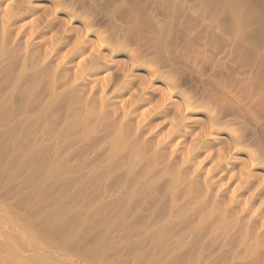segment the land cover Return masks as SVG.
<instances>
[{
	"label": "rangeland",
	"instance_id": "rangeland-1",
	"mask_svg": "<svg viewBox=\"0 0 264 264\" xmlns=\"http://www.w3.org/2000/svg\"><path fill=\"white\" fill-rule=\"evenodd\" d=\"M168 2L0 0V260L264 264V0Z\"/></svg>",
	"mask_w": 264,
	"mask_h": 264
},
{
	"label": "bare ground",
	"instance_id": "bare-ground-1",
	"mask_svg": "<svg viewBox=\"0 0 264 264\" xmlns=\"http://www.w3.org/2000/svg\"><path fill=\"white\" fill-rule=\"evenodd\" d=\"M134 1V0H133ZM169 0H167V2H168ZM202 1V0H201ZM204 1V0H203ZM209 1V0H208ZM212 1V0H211ZM136 2V1H135ZM162 2V1H161ZM160 2V3H161ZM229 2H230V0H229ZM232 2V1H231ZM169 3V2H168ZM174 3V2H173ZM202 3H205V2H202ZM213 3V2H212ZM222 3V2H221ZM131 4V3H130ZM136 4V3H135ZM171 4V3H170ZM200 4V3H199ZM231 5L230 3H228V1H227V5ZM233 4V3H232ZM175 5V4H174ZM173 5V6H174ZM201 5V4H200ZM213 5V4H212ZM215 5V4H214ZM133 6V5H132ZM139 6V5H138ZM169 6V5H168ZM203 6V5H202ZM178 7H180V6H178ZM203 7H205V5L203 6ZM212 7V6H211ZM210 7V8H211ZM173 9V8H172ZM180 9V8H179ZM213 9V8H212ZM167 10H169V9H167ZM175 10V9H174ZM169 11H171V10H169ZM176 11V10H175ZM178 11V10H177ZM233 11H234V9H233ZM179 12V11H178ZM217 12H218V10H217ZM226 12V11H225ZM214 13V12H213ZM235 13V12H234ZM238 13V12H237ZM232 14H233V12H232ZM173 15V14H172ZM235 15V14H234ZM234 17V16H233ZM237 20V19H236ZM239 20V19H238ZM256 43V42H255ZM264 47V46H263ZM255 49V48H254ZM3 210V209H2ZM4 211V210H3ZM1 212V213H4V212ZM6 211H8V210H6ZM3 215H5L6 216V214H3ZM23 217V216H22ZM6 218H9V217H6ZM15 219V218H14ZM23 220V219H22ZM2 221V220H1ZM8 222H10V221H8ZM1 223V222H0ZM11 223V222H10ZM55 223H57V222H55ZM9 224V223H8ZM2 225V224H1ZM22 224L20 223V225L19 226H21ZM23 226V225H22ZM16 227V226H15ZM26 226H24V227H22L23 228V231L25 232V235H27L26 237V246L28 247H26V246H24V248L27 250V249H29V252L34 256H40V255H38L39 253H46V244L44 245V244H42L43 242L42 241H40V240H38V241H40V243L42 244V245H44L45 246V249L43 248V247H41V245H39L40 243H37L36 241V238L34 237V233L32 234V231L31 230H29L27 227L25 228ZM5 228H3V230H4ZM3 231L1 230V234H3L2 233ZM24 232H23V234H24ZM36 232V231H35ZM6 233H7V230H6ZM9 233V232H8ZM13 233V232H12ZM37 233V232H36ZM6 235H8V234H6ZM42 235V234H41ZM1 236V235H0ZM11 235H9V237H10ZM24 236V235H23ZM43 236V235H42ZM14 237V236H13ZM2 238H4V237H2ZM12 239V238H11ZM10 239V240H11ZM44 239V238H43ZM10 240H8L7 239V237H6V240H5V243L3 244L4 245V247H7V246H9V248L10 247H13L14 246V244H15V241H14V239H12L11 241ZM46 240H48V239H46ZM7 241V242H6ZM18 241V240H17ZM16 241V242H17ZM45 241V240H44ZM49 241V240H48ZM14 242V243H13ZM20 243V242H19ZM18 242H17V244H19ZM22 243V242H21ZM47 243H50V242H47ZM3 245H1V247L3 246ZM16 245V244H15ZM21 245V244H20ZM50 245V244H49ZM0 247V248H1ZM23 247V246H22ZM47 247H48V245H47ZM50 247V246H49ZM51 248V247H50ZM53 248V247H52ZM2 249V248H1ZM0 249V250H1ZM4 249V248H3ZM49 249V248H48ZM53 249H55V248H53ZM9 250V249H8ZM7 250V251H8ZM12 250V249H11ZM14 250H16V249H14ZM21 250V249H20ZM25 250V252H27ZM6 250L4 249V251H3V253L5 252ZM6 251V253H7V255L9 254L8 252ZM23 251H24V249H23ZM23 251H21V252H23ZM28 252V253H29ZM59 252H60V250H59ZM6 253H4L5 255H6ZM14 253L16 254V253H18V252H15L14 251ZM20 253V252H19ZM55 253V252H54ZM10 254H13V252L12 253H10ZM14 254V256L13 255H11L10 257V259H8V262L7 261H4L3 260V258L5 259L6 257H7V255H6V257L5 256H2V260H0V264H43V262L42 261H35V262H37V263H34V259H32V258H34V257H31V255H30V257H21L19 254H17V255H19V256H17V255H15ZM47 254V253H46ZM58 254V253H57ZM61 254H63V253H61ZM3 255V254H2ZM53 255V254H52ZM67 255V254H66ZM13 256V257H12ZM48 256V255H47ZM54 256H55V254H54ZM53 256V257H54ZM56 257V256H55ZM61 257V256H60ZM36 258V257H35ZM42 258H45V256L43 255L42 256ZM51 258V257H50ZM49 258V259H50ZM66 258H68V256L66 257ZM70 258V257H69ZM7 260V259H6ZM18 262H16V261ZM48 260V259H47ZM50 260H53V259H50ZM49 260V261H50ZM12 262V263H10V262ZM54 261V260H53ZM14 262H16V263H14ZM45 263V262H44ZM68 263V262H67ZM70 263V262H69ZM54 264V263H53Z\"/></svg>",
	"mask_w": 264,
	"mask_h": 264
},
{
	"label": "clouds",
	"instance_id": "clouds-1",
	"mask_svg": "<svg viewBox=\"0 0 264 264\" xmlns=\"http://www.w3.org/2000/svg\"><path fill=\"white\" fill-rule=\"evenodd\" d=\"M12 8V5L9 4L8 7L6 9H4V19L7 21L10 15V10ZM69 24H71V21L69 20ZM188 110L190 111L191 108L189 107Z\"/></svg>",
	"mask_w": 264,
	"mask_h": 264
}]
</instances>
